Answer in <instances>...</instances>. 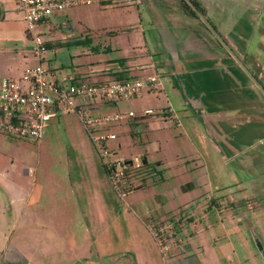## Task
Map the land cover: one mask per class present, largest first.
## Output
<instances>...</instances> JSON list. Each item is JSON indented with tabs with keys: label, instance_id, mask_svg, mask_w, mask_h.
I'll list each match as a JSON object with an SVG mask.
<instances>
[{
	"label": "rangeland",
	"instance_id": "obj_1",
	"mask_svg": "<svg viewBox=\"0 0 264 264\" xmlns=\"http://www.w3.org/2000/svg\"><path fill=\"white\" fill-rule=\"evenodd\" d=\"M0 1L6 15L0 19V77L19 76L38 64L35 40L23 10L13 0ZM196 1L218 32L237 40L233 48L264 82V64L253 58L264 53V0ZM163 28L175 42L174 56L166 52ZM208 28L183 0H91L56 11L35 27L54 45L42 52L49 80L62 82L72 75L73 82H112L123 69L134 78L158 74L162 88L117 100L106 111L171 108L174 113L172 119L155 114L112 125L117 138L107 146L118 154L110 157L133 161L127 170L132 192L124 200L75 113L63 109L41 141L0 134V264H172L175 254L189 258L192 252H180V246H187L193 231L190 217L180 215V222L187 223L173 230L163 252L128 204L156 191L163 172L155 161L163 157L162 144L168 140L180 146L186 179L203 178L184 210L209 227V247L218 245L208 263L264 264L250 232L254 227L264 243V92L253 87ZM203 60H210L209 67ZM186 72L181 82L174 76ZM208 92L205 107L191 104L189 96ZM213 137L221 141L224 158L211 146ZM144 157L149 165L141 159L138 167L137 159Z\"/></svg>",
	"mask_w": 264,
	"mask_h": 264
},
{
	"label": "built area",
	"instance_id": "obj_2",
	"mask_svg": "<svg viewBox=\"0 0 264 264\" xmlns=\"http://www.w3.org/2000/svg\"><path fill=\"white\" fill-rule=\"evenodd\" d=\"M13 2L23 10L27 31L34 37V56L38 64L26 67L19 76L0 77V134L41 141L45 129L63 109L75 113L89 132L103 164L107 167L113 189L124 200L132 192L127 172L130 164L125 158L110 157L118 154L111 153L107 146L109 141L117 138L112 131V125L121 124L128 118L137 121L138 117L155 114L164 119H172L174 110L146 108L140 112L130 110L128 114L106 110L117 100L140 96L144 89L159 90L164 85L162 77L153 74L145 79L130 77L112 82H73V76L68 75L62 82L49 80L48 70L42 65V52L46 49V41L34 32L35 27L56 11L75 4L90 3L91 0ZM177 123L180 125V122ZM118 147L121 148L122 144L118 143ZM140 160L137 159L138 167L141 166ZM180 221V217L172 216L168 220L148 222L147 227L160 245L161 251L169 249L168 242L173 237V230L183 224Z\"/></svg>",
	"mask_w": 264,
	"mask_h": 264
},
{
	"label": "crops",
	"instance_id": "obj_3",
	"mask_svg": "<svg viewBox=\"0 0 264 264\" xmlns=\"http://www.w3.org/2000/svg\"><path fill=\"white\" fill-rule=\"evenodd\" d=\"M2 10L0 11V19H5L6 15ZM228 38L231 44L235 47L237 41L234 38H231V36H228ZM260 38L261 41L264 40V34H261ZM245 50L248 53V49L245 48ZM257 53L260 54V52ZM261 53L262 55H260V57L256 54H254L255 57H253L258 61V64H264V53ZM240 54L245 57L243 53ZM215 119L216 117L209 120L213 121ZM163 128H165V126L157 127L158 130H162ZM216 134L219 136L218 132H216ZM210 141L211 146L219 153V155H222V158H224V155L221 153L222 150L219 147V141H216V137H213ZM162 147L163 157L161 159H156L155 161L157 163V170L161 173L163 172L162 181H158V183L156 182V191L153 190L141 193L138 197L131 200L130 203L128 202L129 208L144 225H147L151 220L164 221L170 219L172 216L180 217L182 214L187 215L188 218L190 217L191 221L189 223H187L186 220L185 222L183 220V222L191 225L190 230L193 231L190 232L191 236L188 238L189 241L187 246H180V248L183 247L180 252L184 251V249H188L192 253L189 255V258L184 259L181 257L178 259V255L175 254L177 259L173 261L172 264H209V252L219 250L218 245H211L209 247L207 244L209 239L207 237V230L209 227L207 225H202L197 219L193 221L191 217H193L194 214L184 210V207L190 205L192 202V194L197 193L199 188L203 185V178L196 177L193 179H186L189 170L187 166H184L185 161H183L180 146H178L175 141H165V143L162 144ZM165 175H167L169 180L172 179L171 183L166 179ZM168 183H170L169 187L167 185ZM178 200L179 204L183 203L184 206L181 204L177 206L176 201ZM184 223L180 224V227L178 228L179 230L182 225H185ZM212 240L214 241V239ZM175 253H179V250Z\"/></svg>",
	"mask_w": 264,
	"mask_h": 264
},
{
	"label": "flooded vegetation",
	"instance_id": "obj_4",
	"mask_svg": "<svg viewBox=\"0 0 264 264\" xmlns=\"http://www.w3.org/2000/svg\"><path fill=\"white\" fill-rule=\"evenodd\" d=\"M164 29V28H163ZM167 31H168V28H166V29H164V30H162V36H163V43H164V39H166L167 41H169V42H167V41H165L166 42V46H165V48H166V52H168L169 54H177V52H178V50H177V48H176V45H175V42H171L170 41V39H168V37H166L165 36V33H167ZM213 32V31H212ZM222 32V31H221ZM220 32V33H221ZM222 33H224V32H222ZM221 33V35H222V37H224V40L225 41H227L228 42V40H229V38L227 37V36H225L224 34H222ZM224 35V36H223ZM227 35H229V34H227ZM216 36V35H215ZM170 37V36H169ZM178 37H179V35H178ZM227 38H228V40H227ZM176 39V38H175ZM220 41V40H219ZM237 41V40H236ZM221 42V41H220ZM222 43V42H221ZM223 44V43H222ZM228 44L231 46L232 44L231 43H229L228 42ZM237 44H238V42H237ZM173 47H172V46ZM240 45V44H239ZM241 46V45H240ZM232 47V49L235 51V53L242 59V61L245 63V57L244 56H242L237 50H235L234 48H236V46L233 48V45L231 46ZM241 47H244V48H246L247 49V47L246 46H241ZM240 47V48H241ZM237 49V48H236ZM174 50H177V52H175ZM226 50L228 51V49L226 48ZM237 51V52H236ZM229 52V51H228ZM230 53V52H229ZM254 53V52H253ZM231 54V53H230ZM255 54V53H254ZM174 56V55H173ZM230 57H232L238 64H239V62L234 58V56L231 54V56ZM253 57V56H252ZM175 59H176V56H175ZM210 60H214V59H210ZM210 60H203V61H205L204 63L207 65L206 67H209L208 66V64H210L211 62H209ZM202 61V60H201ZM207 61H208V63H207ZM246 64V63H245ZM240 65V64H239ZM241 66V65H240ZM246 66H247V64H246ZM205 67V68H206ZM242 67V66H241ZM248 67V66H247ZM210 68H213L214 69V67L213 66H211ZM249 68V67H248ZM216 69V68H215ZM224 70H227V69H225V68H223ZM234 70H235V68H233ZM243 70H244V68H242ZM250 69V68H249ZM233 70V71H234ZM239 70V69H238ZM223 71V70H222ZM227 71H232L231 69L230 70H227ZM245 71V70H244ZM246 72V71H245ZM247 73V72H246ZM253 73V72H252ZM184 74H186V76L187 75H189V72H186V73H184ZM254 74V73H253ZM255 75V74H254ZM175 76V78H177L178 80H180L179 82H181L182 81V78H184V77H186L185 75H183V74H181V73H178V74H175L174 75ZM238 76H240L241 77V80L244 82V83H246V80L239 74ZM256 76V75H255ZM257 77V76H256ZM251 78V77H250ZM259 80H260V82L263 84V86H264V82H262V80L259 78V77H257ZM255 83V82H254ZM188 84H189V80H188ZM256 84V83H255ZM254 85V84H253ZM253 87H258V88H260L259 86H253ZM192 89H194V90H196V92H193V94H195V93H197V89H198V85H195L194 83H193V85H192ZM262 90V89H261ZM264 92V91H263ZM188 93V92H187ZM203 94V93H202ZM209 94V92L207 93V94H204L203 96H200L201 95V93H198V95H193V96H189L192 100H190L191 101V104H192V102L194 103V105H196V106H200V107H205V105H204V102H206L207 103V101H206V98H207V95ZM201 97V98H200ZM194 100V101H193ZM199 102H201L202 104H200ZM213 126V125H212ZM212 126L210 125L209 127L210 128H212ZM212 131H214L213 130V128L211 129ZM219 139V138H218ZM219 144H222L221 143V141H219L218 142Z\"/></svg>",
	"mask_w": 264,
	"mask_h": 264
},
{
	"label": "water",
	"instance_id": "obj_5",
	"mask_svg": "<svg viewBox=\"0 0 264 264\" xmlns=\"http://www.w3.org/2000/svg\"><path fill=\"white\" fill-rule=\"evenodd\" d=\"M186 1L197 11L199 16L206 23V25L213 31V33L216 35V37L223 43V45L228 49V51L234 56V58L239 62V64L242 66V68H244V70L247 72V74L256 83V85L259 86L264 91V86L260 82V80L252 73V71L246 66V64L242 61V59L235 53V51L228 44V42L224 40V38L222 37L221 33L216 30V28L213 26V24L208 20L207 16L196 6V4L192 0H186ZM142 162H143V164H147L148 163V159L146 157H144ZM128 163L132 164L133 161H130ZM245 220H247V219H245ZM250 223H249L248 226L251 225ZM250 232H251V235L253 236V239H254V241L256 243V246L258 247L259 251L264 256V243H263L262 238L256 232L254 227L250 228Z\"/></svg>",
	"mask_w": 264,
	"mask_h": 264
},
{
	"label": "trees",
	"instance_id": "obj_6",
	"mask_svg": "<svg viewBox=\"0 0 264 264\" xmlns=\"http://www.w3.org/2000/svg\"><path fill=\"white\" fill-rule=\"evenodd\" d=\"M184 1V3H185V6L188 8V10L190 11V13L193 15V16H195V17H199V15H198V13H197V11L186 1V0H183ZM195 4H196V6L200 9V10H202L204 13H205V9H203V8H200V5H199V3L196 1V0H192ZM206 27L208 28V26L206 25ZM208 30L210 31V32H212L209 28H208ZM212 34H213V32H212ZM216 39L219 41V39L216 37ZM220 42V41H219ZM46 48H52V47H54V45L53 44H51L50 42H46ZM55 45H58V46H65L64 44H62V43H57V44H55ZM222 45V44H221ZM229 53V52H228ZM229 55L231 56V54L229 53ZM232 72H233V70H232ZM115 76H116V79L117 80H123V79H127V78H130L129 76H128V74H127V69H123V70H119V71H117L115 74H114ZM239 74H237V76H238ZM256 75V74H255ZM185 76H186V74H185ZM257 76V75H256ZM258 77V76H257ZM142 165H149V162L147 163V164H142ZM141 165V166H142ZM155 168V167H154ZM155 170V169H154Z\"/></svg>",
	"mask_w": 264,
	"mask_h": 264
}]
</instances>
